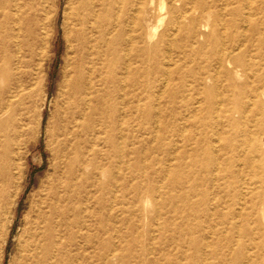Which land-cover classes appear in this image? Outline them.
Returning <instances> with one entry per match:
<instances>
[{
	"label": "rangeland",
	"instance_id": "obj_1",
	"mask_svg": "<svg viewBox=\"0 0 264 264\" xmlns=\"http://www.w3.org/2000/svg\"><path fill=\"white\" fill-rule=\"evenodd\" d=\"M245 2L220 3L218 18L203 19L195 43L181 40L170 23L168 0L148 4L153 19L136 16L135 97L129 98L131 73L123 68L118 125L111 127L99 116L108 89L103 76L94 77L87 135L93 168L61 207L56 242L41 264H264V209H249L255 194L264 200V97H254L264 87V0ZM52 5L45 23L35 26L32 7L20 21V0H14L0 52V91L6 92L0 105H9V113H0L8 141L0 151L9 158L0 164V264H14L35 193L57 162L52 128L70 58V24L66 0ZM228 19L231 28L223 24ZM148 28H155L151 38ZM221 51L230 52L233 64H219ZM124 61L127 67L126 54ZM36 70L33 92L29 73ZM6 71L19 80L15 91L6 90ZM201 71L210 78L197 84ZM213 136L218 141L210 149ZM5 188L8 206L1 204Z\"/></svg>",
	"mask_w": 264,
	"mask_h": 264
},
{
	"label": "bare ground",
	"instance_id": "obj_2",
	"mask_svg": "<svg viewBox=\"0 0 264 264\" xmlns=\"http://www.w3.org/2000/svg\"><path fill=\"white\" fill-rule=\"evenodd\" d=\"M152 1L66 0L65 13L68 15L70 24L67 34L70 58L63 71V78L55 107V121L52 128V136L55 143L54 156L57 162L53 166V173L40 184L39 190L35 193V199L30 207L21 233L18 255L14 264L42 263L56 242L57 233L55 226L58 220L63 219L61 207L65 202L76 197L77 187L85 184L88 176L91 174L93 167L91 160L88 158L87 135L89 120L93 116L89 108V97L94 77L103 76L105 90L108 89L107 96L103 97L101 103H99L100 106L102 105L99 116H101L104 123L109 124L111 127L116 128L119 120L116 118V115L118 117V111L115 108V99L121 96V85L117 79L119 70L126 68L127 72L131 73L127 79L129 86L128 95L129 98L135 97L136 16L140 17L141 22L153 19L152 11L148 7ZM226 1L168 0L166 13L170 17V23L181 33V40L195 43L197 42V38L201 36V27L206 26V22H203V19L212 16L217 19V7L220 3L225 4ZM230 1L236 4L243 2V0ZM245 1L246 6H250L254 2V0ZM12 2L14 0L0 1V52L4 51L7 46L5 35L7 32L10 33L7 22L11 19L10 7ZM20 4L22 10L18 19L25 21L27 18L25 10L27 7H32L33 24L35 26H42L46 21V15L53 8L52 0H20ZM13 6L15 7L14 4ZM163 15L159 16L158 20H161L164 17ZM126 21L129 23L127 24L128 39L125 43L122 37L126 30ZM223 24L230 28L235 25L232 19L224 21ZM154 29L148 28V38L154 36ZM256 29L252 27L251 33L254 34ZM22 30L23 36H26V24H23ZM231 37L232 34L229 39H232ZM216 40L218 41L219 38H216ZM41 41H43V38H41ZM229 44L231 48L233 46L232 42ZM157 47V45L154 46V50ZM125 54L129 58L127 67L124 66ZM229 54L230 52L221 51L218 60L219 64L222 61L233 64L234 59ZM153 59V64L155 65L159 60H157V56H154ZM4 67L6 66L4 65ZM37 73L38 70L35 73H29L32 76L31 78L35 80L33 92H36V87L38 88ZM204 73L205 71L197 72L193 82L199 84L202 78L206 76L210 78V74ZM3 74L2 78L6 83V90L15 91L19 86L16 74L12 72L10 75L7 71ZM261 80L264 86V74ZM4 93H6L5 90L0 91V98ZM260 95L264 97V87L259 88L258 94L254 95V97ZM261 106L260 112L264 115V105ZM0 113H9V105L6 107L0 105ZM238 113L241 114L242 110L239 109ZM6 126L7 123L5 121H0V137L3 136L4 138V142L0 143V146H8L7 135L4 132ZM211 141L217 142L218 140L213 136L207 141L210 149H213L215 145L212 146L214 143H210ZM8 160L7 153L0 151V164L3 162L7 166ZM14 165L15 169L18 168L17 164ZM215 168L213 167L212 169ZM17 178V172L10 174L7 182L11 185L15 183ZM6 190L5 188L4 191ZM234 191L238 193V190L234 189ZM5 195L6 198H2L1 204L8 206V191H6ZM221 196L225 199L223 200L225 202L226 200H230L224 194ZM254 196L256 199H251L249 209L258 208L262 211L264 209V200L257 201L259 196L256 194ZM216 205H219L218 202H216ZM262 218H264L263 215ZM253 233L256 234V230ZM252 244L255 248L256 243L253 241V238Z\"/></svg>",
	"mask_w": 264,
	"mask_h": 264
}]
</instances>
